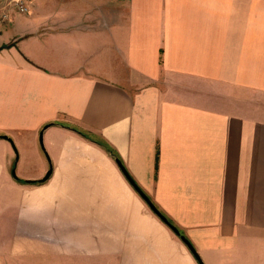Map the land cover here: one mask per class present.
I'll return each mask as SVG.
<instances>
[{
    "label": "crops",
    "instance_id": "1",
    "mask_svg": "<svg viewBox=\"0 0 264 264\" xmlns=\"http://www.w3.org/2000/svg\"><path fill=\"white\" fill-rule=\"evenodd\" d=\"M11 14L0 136L35 146L42 132L47 152L13 160L0 138V264H197L71 128L114 150L202 264H264V0H32Z\"/></svg>",
    "mask_w": 264,
    "mask_h": 264
},
{
    "label": "water",
    "instance_id": "2",
    "mask_svg": "<svg viewBox=\"0 0 264 264\" xmlns=\"http://www.w3.org/2000/svg\"><path fill=\"white\" fill-rule=\"evenodd\" d=\"M1 139L6 140L10 143L14 154H16L15 159H17V152L16 149L14 147V144L12 142V140L10 138H8L7 136H0ZM39 144L40 147L42 149L43 148V144H42V132L39 135ZM116 166L118 167L120 173L122 174V176L124 177V179L127 181V183L130 185V187L133 189V191L140 197V199L146 204V206L148 207V209L152 212V214H154L158 220L164 224L173 234L174 236H176L185 246L186 248L189 250V252L191 253V255L193 256V258L195 259V261L197 262V264H202L198 254L196 253V251L194 250V248L192 247V245L188 242V240L180 234L179 230L173 226L172 224H170L168 222V220L160 213V211L154 206V204L152 203V201L148 198V196L138 187V185L134 182V180L130 177V175L128 174L127 170L124 168V166L122 165V163L119 160L115 161ZM51 167H49L48 171L46 172V174L38 181H28L27 183H44L46 182L51 174ZM11 176L13 179H17L14 170L11 171Z\"/></svg>",
    "mask_w": 264,
    "mask_h": 264
},
{
    "label": "built area",
    "instance_id": "3",
    "mask_svg": "<svg viewBox=\"0 0 264 264\" xmlns=\"http://www.w3.org/2000/svg\"><path fill=\"white\" fill-rule=\"evenodd\" d=\"M32 0H9L7 2V6L9 9L6 10L7 7H5V10L0 14V24L9 22L13 18V14L11 12H14L18 15H26L29 13V5Z\"/></svg>",
    "mask_w": 264,
    "mask_h": 264
},
{
    "label": "trees",
    "instance_id": "4",
    "mask_svg": "<svg viewBox=\"0 0 264 264\" xmlns=\"http://www.w3.org/2000/svg\"><path fill=\"white\" fill-rule=\"evenodd\" d=\"M51 125H53V124H47V125H45L44 127H46V126H51ZM72 130H74L77 134H79L82 138H84V139H86V140H88V141H90V142H92V143H94V144H96L97 146H99L100 148H102L109 156H110V158H112L114 161H116V160H118L119 158H118V156L115 154V152H114V150L104 141V140H102V139H100V138H97V137H94V136H92V135H90V134H87V133H85V132H82V131H80V130H76V129H74V128H71ZM157 154L158 153H156V159H157ZM155 206V205H154ZM157 208V207H156ZM158 209V208H157ZM159 210V209H158ZM160 211V210H159ZM160 213L168 220V222L170 223V224H172L173 226H175L174 224H173V222L162 212V211H160ZM176 227V226H175ZM180 232V231H179ZM181 234V233H180ZM182 235V234H181Z\"/></svg>",
    "mask_w": 264,
    "mask_h": 264
},
{
    "label": "rangeland",
    "instance_id": "5",
    "mask_svg": "<svg viewBox=\"0 0 264 264\" xmlns=\"http://www.w3.org/2000/svg\"><path fill=\"white\" fill-rule=\"evenodd\" d=\"M14 15H17L16 13L14 14ZM102 67H104L105 68V66H102ZM114 68L115 69H118V65H114ZM38 136L39 135H37L36 136V138H35V146L30 142V141H28V142H25V141H23L22 142V145L21 144H16L13 140H12V142H13V144H14V147H15V149H16V152H17V157L18 156H20V151H21V149L23 148L24 149V151L25 152H29V153H35V150H37L39 153H41L42 155H45V151L47 152V150H46V148H45V145H44V142H43V148L44 149H42L41 147H40V144H39V141H38ZM21 143V142H20ZM9 146H10V149H11V154L13 155V160H15V157H16V154H14V152H13V149H12V147H11V145L9 144ZM139 197V196H138ZM140 198V197H139ZM144 203V202H143ZM145 204V203H144ZM146 205V204H145ZM157 218V217H156Z\"/></svg>",
    "mask_w": 264,
    "mask_h": 264
}]
</instances>
